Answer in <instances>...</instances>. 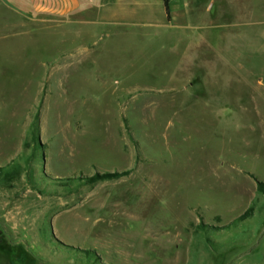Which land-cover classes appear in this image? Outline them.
<instances>
[{"label":"rangeland","instance_id":"1","mask_svg":"<svg viewBox=\"0 0 264 264\" xmlns=\"http://www.w3.org/2000/svg\"><path fill=\"white\" fill-rule=\"evenodd\" d=\"M82 2L0 0V264H264V0Z\"/></svg>","mask_w":264,"mask_h":264},{"label":"crops","instance_id":"2","mask_svg":"<svg viewBox=\"0 0 264 264\" xmlns=\"http://www.w3.org/2000/svg\"><path fill=\"white\" fill-rule=\"evenodd\" d=\"M28 13L34 15H51L64 18V23L71 21L83 5L82 0H17ZM177 16V13H176Z\"/></svg>","mask_w":264,"mask_h":264},{"label":"trees","instance_id":"3","mask_svg":"<svg viewBox=\"0 0 264 264\" xmlns=\"http://www.w3.org/2000/svg\"><path fill=\"white\" fill-rule=\"evenodd\" d=\"M163 3H164L166 13H168V11H169V0H163ZM125 174L126 173H120V174H118V173H113V174L105 173L102 175H95V176L91 177L89 180L91 183H95V182L100 181V180L117 178V177L125 175ZM259 190H261L264 193V190H262L260 186H259ZM251 212H252V209L249 208L241 216H239L236 220L240 221V220H244V219L248 218V216H250Z\"/></svg>","mask_w":264,"mask_h":264}]
</instances>
